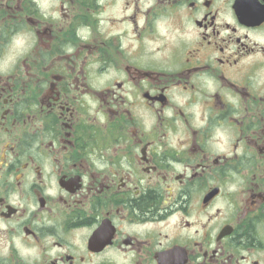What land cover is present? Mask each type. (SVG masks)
Listing matches in <instances>:
<instances>
[{
    "label": "flooded vegetation",
    "instance_id": "af4514ba",
    "mask_svg": "<svg viewBox=\"0 0 264 264\" xmlns=\"http://www.w3.org/2000/svg\"><path fill=\"white\" fill-rule=\"evenodd\" d=\"M0 264H264V0H0Z\"/></svg>",
    "mask_w": 264,
    "mask_h": 264
}]
</instances>
